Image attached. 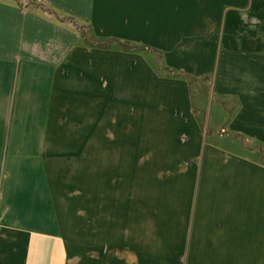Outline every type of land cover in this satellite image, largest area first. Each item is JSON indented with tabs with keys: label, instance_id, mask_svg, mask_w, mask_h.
I'll return each mask as SVG.
<instances>
[{
	"label": "crops",
	"instance_id": "1",
	"mask_svg": "<svg viewBox=\"0 0 264 264\" xmlns=\"http://www.w3.org/2000/svg\"><path fill=\"white\" fill-rule=\"evenodd\" d=\"M254 7L264 0H0V86L33 71L78 76L96 97L141 82V218L121 239L106 223L75 264H264V32L240 12ZM66 17L92 42L146 48L84 47Z\"/></svg>",
	"mask_w": 264,
	"mask_h": 264
},
{
	"label": "rangeland",
	"instance_id": "2",
	"mask_svg": "<svg viewBox=\"0 0 264 264\" xmlns=\"http://www.w3.org/2000/svg\"><path fill=\"white\" fill-rule=\"evenodd\" d=\"M240 12L246 31L264 32V7ZM97 54L83 52V62ZM49 73L21 72L0 86L3 262L89 261L106 223L121 239L123 221L141 218V82L131 77L109 96L108 86L97 85L103 94L96 97L87 80Z\"/></svg>",
	"mask_w": 264,
	"mask_h": 264
},
{
	"label": "trees",
	"instance_id": "3",
	"mask_svg": "<svg viewBox=\"0 0 264 264\" xmlns=\"http://www.w3.org/2000/svg\"><path fill=\"white\" fill-rule=\"evenodd\" d=\"M66 20H70L78 26L79 31H80L81 42H82V45L84 47L93 48V49H102V50L120 49V50H123L125 52H130V53H136L139 51L141 52V49L146 48L145 46L136 45V44L128 43V42H122V41L116 40V39L97 38V39H95V41L92 42L91 40H89V36L87 34V30H86L85 25L79 24L78 22H76L72 18L66 17ZM173 77L174 78H182V79L185 78V79L191 80V78H189V76L184 74V73L174 72Z\"/></svg>",
	"mask_w": 264,
	"mask_h": 264
}]
</instances>
